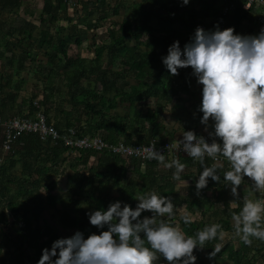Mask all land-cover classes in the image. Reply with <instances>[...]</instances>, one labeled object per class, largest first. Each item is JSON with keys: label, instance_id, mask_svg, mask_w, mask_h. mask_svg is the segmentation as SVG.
Segmentation results:
<instances>
[{"label": "trees", "instance_id": "trees-1", "mask_svg": "<svg viewBox=\"0 0 264 264\" xmlns=\"http://www.w3.org/2000/svg\"><path fill=\"white\" fill-rule=\"evenodd\" d=\"M228 1L235 2V7L225 16L227 24L236 34L243 35L239 26L249 13L241 9L240 0ZM124 4L118 2L108 11L109 0H43L42 10L37 17L38 24L29 22L26 26L25 18L16 11L12 12L13 8L22 5V0H0V61H6L0 70V117L31 116L39 109L48 123H52L60 132L74 128L76 135H97L107 143L121 140L128 145H138L155 140L161 144L173 140L166 137L173 136L174 130H169L162 123V111L170 105V113L182 120L183 131L191 130L197 136L209 131H205V126L200 122L203 113L200 107L195 106V94L189 88L190 82L172 79L162 57L167 55L168 50L163 47L174 41H179L183 50L197 25L204 19L210 18L206 31L214 30L220 8L214 4L208 5L206 0H189V7L182 0H141L129 6ZM122 7L125 10L122 19L106 29L100 44L93 45V58L69 55L67 44L71 40L80 44L81 35L97 28L100 19L118 15ZM6 9L10 10L11 16L14 13L17 19L4 17L2 14ZM94 12L99 13L98 19L88 18ZM24 13L32 16L34 12L24 7ZM60 21L70 24L66 26L67 36L61 34L64 26L55 29V23ZM50 25L54 29L50 30ZM37 28L38 31L34 32ZM253 32L249 30V33ZM29 48L45 58L44 63L38 62L36 72L49 68L47 89H51L50 79L54 75L61 76L60 89H66L72 107L62 110L65 115L63 122L50 117L51 101H48L47 94H43L37 104H33L32 98H18L25 87V79L20 73L26 68L27 60H36ZM103 53L109 67L95 73L92 67H100ZM57 66L62 67L60 72H56ZM178 73L180 76L190 75L192 69H178ZM130 77L133 81L127 79ZM83 81L92 85H82ZM178 83L184 85L178 87ZM78 85L79 92L72 93V88ZM109 92L111 95H108ZM182 94L186 95L185 100H182ZM149 99L154 101L149 103ZM16 102L20 108L16 107ZM75 107L79 109L76 113L73 111ZM118 107L120 112L109 113V110ZM133 132L140 135L133 137ZM2 141L3 128L0 127V251L6 249L10 242L15 245V251L11 262L3 256L0 264H37L42 249H50L52 242L61 238L44 216L48 206L57 213L61 229L68 231L70 236L80 231L86 238L91 233L99 234L101 231L90 224L86 213L107 210L109 204L115 201H120L121 207L128 204L133 208L137 204V194L152 191L169 197L174 206L184 204L190 213L200 216L199 219L191 218L193 222L190 224L184 223L181 219L183 215L177 217L180 230L187 236L195 237L198 230L212 224L222 226L221 230L225 233L223 240L214 239L207 242L203 249L194 250L195 264H210L208 253L217 244L222 245L214 257L219 261L264 264V242L252 238V244L248 246L234 235L233 213L238 214L244 201L251 199L238 190L240 199L232 204L229 186L223 180L224 171L230 169L227 161L220 162L223 163V168L218 169L217 173L220 182L209 178L207 186L197 193L195 185L202 168L198 161L189 157H178L186 168L181 173V179L175 181L172 179L175 169H166L153 159L143 161L131 156L85 149L72 152L61 140L43 141L36 133L22 135L7 152L2 148ZM217 142H220L219 139ZM66 156L71 159L69 165L72 166V172L66 174L68 185L62 189V192L71 191L70 196L66 197L68 208L58 206L62 198L53 192L58 184L56 180H50L51 170H58ZM91 157H94L92 162L89 160ZM165 158L166 162L172 160ZM205 162L208 166L217 163L206 158ZM16 166H19L18 175L12 172ZM245 183L251 185L252 181L245 176L240 186ZM44 185H47V189L43 196L40 192ZM230 203L231 206L228 205ZM220 205H226V215H217ZM211 206L216 208L214 221L204 218L207 208ZM151 215V212L145 211L141 213V218ZM166 216L163 218L165 222ZM15 225L20 229L14 230ZM4 228L8 231H3ZM103 230H107V225ZM216 261L214 259L215 264H220ZM156 264L168 262L160 256Z\"/></svg>", "mask_w": 264, "mask_h": 264}, {"label": "clouds", "instance_id": "clouds-1", "mask_svg": "<svg viewBox=\"0 0 264 264\" xmlns=\"http://www.w3.org/2000/svg\"><path fill=\"white\" fill-rule=\"evenodd\" d=\"M188 2L182 0L185 5ZM162 62L171 75L191 67L202 85L200 122L207 131L211 120L214 131L208 134L220 141L208 143L191 130L184 131L177 141V150L182 147L202 168L195 185L197 193L207 186L209 178L216 182L221 179L217 173L223 163L208 166L206 157L213 161L223 157L228 162L230 169L224 171L223 180L233 197H239L238 188L245 176L256 191H264V28L257 35H240L232 27L221 30L216 26L206 31L197 26L183 50L179 41H174ZM133 154L156 160L166 169L174 168L175 181L181 179L186 168L178 158L166 162L155 142ZM184 184L188 186L187 181ZM136 200L135 209L128 204L121 207V202L115 201L107 210L86 213L90 224L101 229L99 234L85 238L76 231L70 237L56 239L50 249H42L37 264H156L160 256L168 264H195L194 250L225 236L220 224L206 226L192 237L165 222L163 218L172 217L175 206L169 197L155 191L138 195ZM145 211L152 215L141 218ZM181 219L185 224L193 222L188 215ZM233 221L234 235L245 245L251 246L252 238L264 242V202L245 200L239 213H233ZM105 225L107 230H103ZM221 246L212 248L208 257L214 258Z\"/></svg>", "mask_w": 264, "mask_h": 264}, {"label": "rangeland", "instance_id": "rangeland-1", "mask_svg": "<svg viewBox=\"0 0 264 264\" xmlns=\"http://www.w3.org/2000/svg\"><path fill=\"white\" fill-rule=\"evenodd\" d=\"M139 1H141V0H109V5H108L107 9L109 11V9L118 2H124L125 6H127V5L129 6V4L131 5V4L139 2ZM42 4H43V0H22V5L19 8H15V9L13 8L12 12L16 11L18 15L24 17L26 26L29 24V22H30V24H38L37 17H38V14L42 10ZM24 7L25 8L27 7L28 10H32L34 12L33 15L30 16V15H27L26 13H24ZM186 7H189V2L186 4ZM9 12H10V10L6 9L2 15L4 17L5 16H11V12L10 13ZM124 12H125L124 7H122V9L118 15H110L105 20L100 19V23H99L97 28L88 30L85 34L80 36V39H81L80 44H76L74 42V40H71L67 44V51H68L69 55H72V56H78L79 55V56H84V57H88V58H93L94 57L93 50L95 49L93 47V45L94 44H100L101 40H103L105 37L106 29L108 27L112 26V23L119 22L122 19V17L124 16ZM15 16L16 15L13 13V15L11 16V19H12V17L17 19V17H15ZM98 17H99V13L94 12V13H91V15L88 18L98 19ZM31 20H32V22H31ZM60 25L64 26V29H65V30H63V32H61V34L64 36H67L68 30H67L66 26L69 27L70 24L68 22L60 21V22L55 23V29H57ZM82 27L83 26H80V28H82ZM175 27H178V26L175 25ZM49 28H50V30L54 29V27L51 25L49 26ZM37 31H38V28L35 29L34 32H37ZM34 36H35V34H34ZM128 43L131 44L132 41H128ZM165 46L166 47H163V48L167 49L170 45L166 44ZM141 49H146V47H141ZM29 50H30L32 56H34L36 60H34L33 62H30L29 60H27V62L25 63L26 68L23 69L20 73V76L25 79V87L22 91L19 92L18 98L20 99L21 96H25V97L32 98L33 100L38 101L43 96V94H47L48 95V101L49 102L51 101L50 102L51 108L49 110L50 117H52V119H57V120H60L61 122H63L65 119V117H64L65 115L62 113V110L63 109L68 110L70 108L72 109V107L70 106V103L68 102L69 97L66 93V89H62V90L60 89V87H61L60 77L61 76H58L57 74L54 75L50 79L51 89H47L45 86H46V83H48L47 78H48L49 68L46 67L44 69H40V72H38V73L36 72L38 62L44 63L45 58L40 54H36L32 48H29ZM106 60H107L106 54L103 53L102 58L99 62L100 67L99 68L92 67L93 72L98 73L102 69L108 68L109 66L106 64ZM5 64H6L5 60L0 61V70L3 69ZM55 68H56L55 69L56 72H60V70L62 69V67H58V66ZM180 69H183V68H180ZM185 72H187V70ZM110 76H112V75L110 74ZM170 76L177 77V76H180V74H178V75H171L170 74ZM127 79L129 81H133V79L131 77L127 78ZM179 82H181L180 79H179ZM87 84L92 85V83H88L87 81L82 82V85L86 86ZM79 90H80L79 85L74 86L72 88V93L77 94L79 92ZM108 95H111V93L109 92ZM18 101L19 100H17V102ZM148 101L150 103V102H153L154 99H149ZM17 102L15 103V105H16V107H19V104ZM145 103H147V102L145 101ZM169 106L170 105H167V107H165L166 109H164L162 111V123L169 130H174V134H173V136L167 135L166 139H168V138H172L173 140H177L174 138L182 139V135L184 132L182 120L178 119L175 115L170 113ZM73 111H75V113H76L79 111V109L77 107H75V108H73ZM111 112L112 113L120 112V109L118 107L117 109L109 110V113H111ZM211 130L214 131L213 128L212 129L209 128L210 132H212ZM162 134H164V133H162ZM132 135H133V137H138L140 135V133L139 132H133ZM2 154H3V152H2ZM93 158L94 157H91L89 159L90 162H92ZM78 165H75V167H78L79 169L82 168L81 165L80 166H78ZM71 170H72V166H70L69 163H66V162H63L59 166L58 170H55V171L51 170V172L52 171L53 172L51 173V179L50 180H52V179L56 180L57 184H58L57 189H54L53 192L58 193V195H60L62 198L59 205H58L59 207H61V206H65L67 208L69 207V202L66 199V197L70 196L71 191L62 192V189L66 188L68 185L66 174L71 172ZM12 172L18 175L19 166L14 167L12 169ZM46 189H47V185H44V187L41 189L40 194L44 196ZM138 195L139 194H137L136 196H138ZM230 195L233 197L232 193ZM248 196L251 199H253V197H254L255 199L259 200L261 195H260V191H258V192H256V194L254 192H251L250 195L248 194ZM235 200H236V197H233L232 204H235ZM137 203H138V201H137ZM84 205L86 206V203H84ZM228 205L231 206V203ZM136 206H137V204H136ZM136 206H134L133 209H135ZM225 207H226V205L225 206L220 205V209H219L220 211L217 212V215H219V214L220 215H226L227 209H225ZM215 209H216L215 206H211V207L207 208L206 215L204 218H206L210 221H214L215 217L217 216ZM179 215H188L192 219H199L200 218V216L198 214L190 213L187 210L186 206L184 204H181V205L174 207V214L172 217L166 216V219H167L166 222L173 224V226L178 227L180 229V225H179V222L177 219V217ZM44 216L50 221L51 226L54 229V231H58L60 233L61 238L70 237L68 231L63 230L59 227L57 213L54 211V209L52 207H49V206L46 207V209L44 211ZM10 219L12 220V216H10ZM13 228H14V230L20 229L18 225H15ZM3 231H8V229L4 228ZM10 232H11L12 236H14V234H15L14 231L11 230ZM233 241L236 242L237 240H233ZM14 251H15V245L10 242L6 249H3L0 251V258L4 256L6 259L9 260V262H11L13 260L11 257L13 256L12 254ZM208 258H207V260H208V262H210V264H215L214 259L217 260L216 263L218 262L220 264H231L230 262L222 260V259H220V261H219L218 258H211V259L210 258L208 259Z\"/></svg>", "mask_w": 264, "mask_h": 264}, {"label": "built area", "instance_id": "built-area-1", "mask_svg": "<svg viewBox=\"0 0 264 264\" xmlns=\"http://www.w3.org/2000/svg\"><path fill=\"white\" fill-rule=\"evenodd\" d=\"M70 2V1H69ZM235 3H229L226 6L221 16L217 18V24L214 26V30L216 26L219 29L223 30L228 28V24L226 21V13L228 9H232ZM239 6L241 9L247 13H251L254 10H257L256 15V27L254 28V32L248 35H257L262 28H264V0H240ZM210 22V19L204 20L202 23L197 26L202 27L207 30V23ZM197 28V27H196ZM33 104H37V101L34 100ZM0 127L3 128V141L2 148L4 151H9L13 148L14 144H16L17 140L24 134L28 133H36L42 140L51 139L61 140L64 145L68 146L72 152H76L78 149L85 150H94V151H106L112 154H119L124 156H131L133 158H137L140 160H151L144 159L143 155L133 154L137 149H143L144 147H148L155 142V140L150 141L148 144H138V145H128L123 143V141H118L116 143H107L100 136H88V135H76L74 128H68L64 132H60L57 128L54 127L52 123H48L46 116L43 114L41 110H35L31 116H12L7 119H2L0 117ZM207 131L205 133L199 134L198 136H203L206 142L211 143L213 139L218 141L219 138L210 137ZM177 140H168L161 144H157L155 142V148L157 151L161 152L167 158H178L180 156L189 157L186 152L183 151L182 147L180 150H177L176 144ZM191 158V157H189ZM213 161L211 158L206 157ZM226 161L223 157H219L218 161L214 162H222ZM230 166V165H229ZM263 191H260V195H263ZM260 196L259 200H262ZM240 199V196L236 200Z\"/></svg>", "mask_w": 264, "mask_h": 264}, {"label": "crops", "instance_id": "crops-1", "mask_svg": "<svg viewBox=\"0 0 264 264\" xmlns=\"http://www.w3.org/2000/svg\"><path fill=\"white\" fill-rule=\"evenodd\" d=\"M206 3H209L208 5H210V4H214L216 7H218V8H220L219 10H220V12L222 11V9H224L226 6H228L229 5V3H235V2H230V1H228V0H208V2H207V0H206ZM208 5L206 6V8H208ZM234 7H235V4H234ZM234 7L232 8V9H234ZM222 8V9H221ZM232 9H228L227 10V13H226V15L232 10ZM219 12V13H220ZM256 15H257V10H254V11H252L251 13H249L248 14V18L247 19H244V20H242V22H241V25L239 26V31L241 32V34H243V35H248V34H251V33H249V30H251L252 32L254 31V28L256 27ZM207 19H210V18H207ZM204 20H206V19H204ZM188 74H185V76H177V77H173V76H170L172 79H180V81H189L190 82V90L192 91V92H194V94H195V96L193 97L194 99H195V106H198V107H200V104H201V100H202V85H200V84H198L197 83V79H196V77L193 75V74H190V75H188ZM179 84V83H178ZM180 85H184L183 83H180L179 85H178V87L180 86ZM176 87V86H175ZM183 96H184V94H182ZM186 99V95L183 97V99L182 100H185ZM177 104H179V105H181V103H179V101H177ZM187 105H188V103H187ZM189 111H191L190 109H189ZM212 125H213V122L211 121V120H209V125H208V129L209 128H213L212 127ZM76 153H74V155H75ZM73 155V156H74ZM70 160L71 159H69L67 156H66V159H65V161L64 162H66V163H69L70 162ZM53 172V171H52ZM51 172V173H52ZM71 172H72V170H71ZM71 172H69V173H71ZM68 174V173H67ZM238 190H241V191H243V192H245L243 195H247V197L249 198V199H251L249 196H248V194L250 195V193L251 192H254L255 194H256V192H258V191H256L255 190V188H254V186H253V184L252 185H250V184H248V183H245L244 185H242V186H239V188H238ZM228 191H229V194H231V188H230V186L228 187ZM264 192V191H263ZM248 193V194H247ZM240 196V195H239ZM262 197V200H261V202H264V193H263V195L261 196ZM251 200H255V198L253 197V199H251ZM256 200H258V199H256Z\"/></svg>", "mask_w": 264, "mask_h": 264}, {"label": "bare ground", "instance_id": "bare-ground-1", "mask_svg": "<svg viewBox=\"0 0 264 264\" xmlns=\"http://www.w3.org/2000/svg\"><path fill=\"white\" fill-rule=\"evenodd\" d=\"M222 11H223V9H222ZM222 11L220 12V16H221V14H222ZM41 139V138H40ZM42 140V139H41ZM46 140H48V139H46ZM46 140H43V141H46ZM51 140V139H50ZM53 141V140H52ZM89 151H91V150H89ZM94 151V150H93ZM98 152H104V151H98ZM106 152V151H105ZM109 153V152H108ZM112 154V153H111ZM124 156V155H123ZM135 159H137V158H135Z\"/></svg>", "mask_w": 264, "mask_h": 264}]
</instances>
